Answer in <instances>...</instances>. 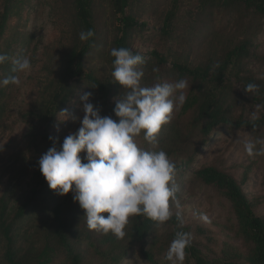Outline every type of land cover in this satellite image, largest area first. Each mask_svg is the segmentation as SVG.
Listing matches in <instances>:
<instances>
[{
  "label": "trees",
  "instance_id": "trees-1",
  "mask_svg": "<svg viewBox=\"0 0 264 264\" xmlns=\"http://www.w3.org/2000/svg\"><path fill=\"white\" fill-rule=\"evenodd\" d=\"M2 1L0 40L14 11L22 7V0ZM64 1L72 6L67 18L71 26L70 45L64 54L63 69L56 78L55 87L30 125L29 135L35 141L39 136L43 139L56 136L52 127L69 104L85 92L94 94L92 102L101 109L102 116L119 119L115 116V104L111 101L116 94L122 96L124 88L112 81L115 58L109 52L111 67L108 73L99 74L88 66V60L102 38L99 24L101 1ZM181 1L171 0L159 29L160 34L171 43L167 51L155 47L148 55L132 49L135 33L147 24L138 19L133 0H108V5L111 15L118 22L111 49L126 47L144 56L146 64L143 66L145 75L142 86L151 87L165 81H187L188 86L183 90L186 102L174 113L171 122L162 127L159 145L155 149H163L176 162L175 179L182 191L184 181L179 177H183L188 166L194 163L201 148L215 131L223 127L231 131L247 128L259 134L264 130V79L251 69L253 62L264 60L258 41L264 25V0H197L198 8L189 10L182 19ZM248 14L250 17L245 24ZM215 17H218V25L212 20L208 23L213 39L208 41L204 54L194 58L190 46H193L192 41L198 29L203 26L205 19ZM180 23H184L182 32H178ZM235 24L245 25L240 26L244 27L241 35L231 27ZM88 29L94 30V37L81 41L80 32ZM170 58L172 65L168 67ZM154 67L159 71L154 72ZM233 78L241 82L242 89L235 88ZM249 83L260 86L258 93L245 91L244 87ZM249 104L262 107L261 114H254L258 119L253 120L254 115L236 111L239 107L245 110ZM3 115L0 106V125ZM76 118L64 122L63 129L66 132L79 129L81 117ZM141 135L137 142L139 146L151 149L152 146L144 141L143 133ZM34 145L38 146V143L34 142ZM19 168L24 169L25 166ZM22 169L19 171L23 172ZM36 174L40 188L32 186L12 208L10 206L17 193L18 183L0 195V247L4 249L0 264H120L138 243L141 244L140 255L148 263L170 264L165 257L177 231L208 233L205 226L192 228L185 223L183 213L184 225L181 228L173 207V216L163 225L157 226L144 216H135L130 218L124 239H116L112 234L103 235L89 230L86 212L79 202L74 201L72 192L59 195L53 190L54 203H44L41 197L49 185L40 170ZM193 176L231 201L236 217L235 234L242 239L246 250L227 246L210 256L211 250H204L203 241L193 238L184 263L264 264V212L256 211L264 202L254 200L244 192L242 181H245L246 176L239 180L235 174L217 164L204 165L196 169ZM103 215L107 216L108 213ZM162 227L166 229L161 231ZM21 238L26 244H18Z\"/></svg>",
  "mask_w": 264,
  "mask_h": 264
},
{
  "label": "rangeland",
  "instance_id": "rangeland-1",
  "mask_svg": "<svg viewBox=\"0 0 264 264\" xmlns=\"http://www.w3.org/2000/svg\"><path fill=\"white\" fill-rule=\"evenodd\" d=\"M100 1L102 8L99 24L102 27V38L88 60L89 68L91 67L99 74L110 71L109 52L118 26V22L111 15L108 0ZM21 2L22 7L14 11L0 40V54H7L12 58L27 55L32 64L30 73L19 74L22 81L20 86L10 84L0 87V106L4 113L0 125V148H3L0 150V195L14 183H18L17 193L10 208L32 186L40 188L41 184H38V175L36 174L39 170L38 161L42 154L53 146V141L43 139L41 136L37 137L35 141L29 135L30 125L36 118V114L42 110L46 97L54 89L56 78L63 69L64 54L70 45L71 32L70 22L67 19L72 7L70 3L65 4L64 0H22ZM170 3L171 0H133L134 12L138 19L147 22L146 26L138 29L134 35L132 43L134 51L138 50L145 55H148L155 47L167 51L171 43L168 38L160 34L159 29ZM198 4L197 0H182L180 18H184L189 10H196ZM2 9L3 1L0 0V11ZM249 17L250 14L245 17V24ZM210 20L215 21V25H218V17L205 19L203 26L198 29L194 41H192L193 46H190V52L194 58H199L204 54L208 41L214 37L213 34L210 37L211 27H208ZM242 25L244 24H235L231 27L235 29V33L240 34L245 27L244 25L240 28ZM183 30L184 23H180L178 32ZM258 41L259 51L264 55V25ZM171 65L170 58L167 66ZM11 69V60L0 64V80L13 75ZM251 69L257 76L264 79V60L253 62ZM233 83L236 89H242L240 81L233 78ZM83 92L84 90L81 93ZM119 97L121 96L116 94L112 97L111 103L115 104L114 98ZM66 110V114L62 113L57 124L52 127V132L57 134L52 136L58 138L57 147L62 145L64 138L74 131L72 129L66 132L63 129L64 122L72 121L76 117H81V120L83 118L80 98L74 99ZM236 111H243L245 115L253 116L261 114L263 109L260 105L249 104L245 110L239 107ZM138 138L139 136L136 138L137 142ZM246 140H264V130L259 134H254L247 128L239 131L220 128L210 136L194 163L188 166L183 177H179L184 181L181 185L182 191L179 200L185 223L192 228L197 225L207 227L206 235L198 234L196 231H192L191 234L194 239L203 241L204 250H211L210 256L216 255L227 246L243 250L246 248L243 246L242 239L235 234L236 217L231 201L212 186L201 183L193 176V173L204 165L217 164L235 174L239 180H243V177L246 176L245 181H242L244 192L250 198L264 202V155L249 156L244 147ZM34 142H37L38 146H35ZM260 147L261 145L258 144L257 148ZM31 163L33 164L31 165ZM20 166H25V168H19ZM20 169L23 172L19 171ZM45 188L46 191L41 199L44 203L52 202V205L55 193L49 186ZM263 204L256 209L258 213L264 212ZM174 212H176L175 208ZM201 212L207 214L211 223H205L198 218V213ZM165 229L166 227H162L161 231ZM20 243L26 244V241L22 242L21 238L18 240V244ZM140 249L141 244H136L120 264H150L142 258ZM3 253V247H0V257Z\"/></svg>",
  "mask_w": 264,
  "mask_h": 264
},
{
  "label": "clouds",
  "instance_id": "clouds-1",
  "mask_svg": "<svg viewBox=\"0 0 264 264\" xmlns=\"http://www.w3.org/2000/svg\"><path fill=\"white\" fill-rule=\"evenodd\" d=\"M94 35V30L88 29L81 31L79 38L88 41ZM110 55L115 58L112 81L124 88V94L114 98L113 111L119 119L102 116L101 109L92 102L94 94L85 92L80 97L84 112L81 126L67 135L59 147L58 138L49 137L53 146L40 157L39 170L50 189L59 195L73 193L74 201L86 212L89 230L124 239L131 217L144 216L160 226L171 219L173 207L182 228L184 220L178 198L181 188L175 179L177 164L163 149H155L162 127L171 122L186 102L183 90L187 81H165L144 87L141 81L146 60L142 54L119 47L112 48ZM9 60L13 75L0 80V87L20 86L19 74H28L32 69L27 55L12 58L0 54V64ZM153 71L159 69L154 67ZM259 87L249 83L244 89L258 93ZM252 119L258 117L254 115ZM141 133L151 149L138 145L136 138ZM244 147L249 156L264 155V140H246ZM198 218L211 223L206 213H198ZM192 239L190 232L177 231L166 260L170 264H184Z\"/></svg>",
  "mask_w": 264,
  "mask_h": 264
}]
</instances>
